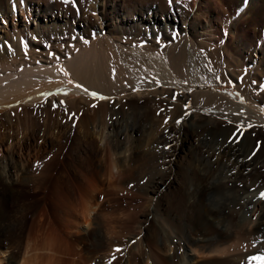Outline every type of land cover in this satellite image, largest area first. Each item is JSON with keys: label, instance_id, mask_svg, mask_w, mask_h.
Here are the masks:
<instances>
[{"label": "bare ground", "instance_id": "obj_1", "mask_svg": "<svg viewBox=\"0 0 264 264\" xmlns=\"http://www.w3.org/2000/svg\"><path fill=\"white\" fill-rule=\"evenodd\" d=\"M58 1L67 16L73 18L71 0ZM102 1L84 0L89 3L88 7L83 3V16L90 19L94 16L99 21L100 37L89 45L90 52L83 51L82 41L69 42L72 44H67L62 53L43 52L42 41L28 38L30 47L24 53L27 37L23 32H17L7 44L0 45V148L5 145V132L11 121H6V113L58 114L55 106L58 100L78 91L70 88L69 74L65 72L79 81L82 91L90 96L93 92L98 94L92 96L99 104L93 110L94 117L99 116L94 134L105 143L98 150L83 148L84 152H79L80 138L74 131L68 135L59 155L64 161L78 164L84 158L91 167V171L84 170L90 172L87 177L82 173L87 182L80 183L79 179L77 183L76 176L74 179L69 175L74 180L69 179L72 186L67 183L58 188L62 208L57 207L59 212L54 218L57 231L40 228L26 234L21 226L17 231L15 223H5L0 228V264H68L71 256L74 258L69 264H137L135 253L152 264H159L156 256L159 254L148 248L149 245H145L148 249L144 251L141 239L130 241L132 246L124 260L109 257L114 245L112 242L102 245L103 233L107 237L112 233L104 232L101 226L106 205L99 200L98 192L103 186L96 176L109 178L114 183L113 179L121 175L122 166H130L128 155L117 158L123 150L126 154L133 149L131 137L124 132L128 130V120L135 118L131 135L133 131L141 132L146 128L147 119L161 116L166 103L175 105L172 116L179 136L175 140L172 131L166 130L158 142L167 146L165 160L188 143L186 156L190 158L187 165L190 167L184 165L187 169L178 185L175 177L159 176L151 180L155 195L165 185L168 191L177 185L178 189L170 193L177 201V215L182 218L155 231V238L164 244L162 250L174 251L173 255L163 252L166 255L159 256L160 259L164 264H190L195 258L200 260L198 264H254L250 257L264 254V198H261L264 193V78H259V75L264 77V60L257 64L243 56L234 29L240 22L254 26L258 32L246 48L260 52L256 44L264 34L261 20L264 0H226L231 23L223 34L227 39L222 45L226 55L199 28L201 22L197 24L198 14L193 12L197 0L192 6L187 0H171V3L169 0H125L126 5L131 3L137 8L132 9L137 21L129 32L125 27L129 20L119 11L115 14L119 27L112 29L106 24L110 16H103ZM51 9L55 14L54 8ZM19 11H26L29 19L37 22L42 13L48 14L41 7L30 5V0H0V20L16 18ZM249 14L255 17L250 19ZM51 22H54L53 16L45 27ZM42 30L36 26L31 34L41 38ZM81 32L88 34L86 28ZM73 48L80 52L73 53ZM227 80L237 84L243 99L211 92V87ZM126 99L128 103L124 104ZM127 105L129 108L125 110ZM84 117L79 118L80 126L84 135H88L91 131ZM191 122L196 126V129L193 126V135L185 132ZM35 140V134L24 136L14 149L33 150ZM98 156L105 160H98L103 162L101 165H97ZM172 162L170 159L167 164L173 166ZM208 197L216 198L219 206L210 207ZM71 232L77 235L70 237ZM14 239L19 241L16 246L12 243ZM11 248L17 249L18 259H13V252L6 255V250Z\"/></svg>", "mask_w": 264, "mask_h": 264}, {"label": "rangeland", "instance_id": "obj_2", "mask_svg": "<svg viewBox=\"0 0 264 264\" xmlns=\"http://www.w3.org/2000/svg\"><path fill=\"white\" fill-rule=\"evenodd\" d=\"M125 2V0H103L101 11L104 17L108 16L109 18L110 16L106 24H110L112 29H117L119 27L120 21L116 18V12L119 11L125 20H129L128 26H125L129 32L132 27L131 25L137 21V15L132 13V9L136 11L135 9L137 8L136 6L132 7L131 3L129 4L130 6L128 4L126 5L127 2ZM187 2L192 6L194 0H187ZM83 3L87 7L89 6V3H85L84 0H82V2L80 0L70 1V4L73 5L72 17L75 18L74 21L77 19V21L74 22L73 18L67 16L66 10H64L59 1L30 0V5L33 7H41L43 11L48 12V14L43 16L42 13L41 17H39L40 21L38 22L34 19L30 20L26 11H19L16 14V18L11 17L6 21L1 19L0 45L7 44L8 39L14 37V34L17 32H23L25 38L27 37L23 43L24 53H26V50L30 47L28 38L34 42L42 41L43 45L41 46V51L43 52L51 51V53H53L57 50L62 53L61 50L65 49L67 44L71 41L73 43L82 41L84 46L83 51L87 50L86 52H90L91 49L88 48L90 47L89 45H91L95 38L97 39L100 37V30L98 29L99 21L96 17L94 18V16L92 19L83 16L82 9L84 10L85 7ZM51 7L54 8L55 14L52 12L53 10ZM193 12H197L198 14L197 24L201 22L199 28L203 31L206 39L213 40L214 46L220 48L222 51L221 53L226 55L227 53H223L222 50V45L227 41V39L223 37V34L225 28L231 24L228 18V4L226 0H197ZM245 12L246 9L243 10L242 13L245 14ZM52 16L54 22H51L48 27H45L46 21ZM248 17L251 19L255 16L249 14ZM261 20L264 21V19ZM36 26L43 29L41 38L31 34ZM203 26H205L208 31L203 30L206 29L203 28ZM85 28L88 30V34L81 32V30ZM257 32L254 26L249 27L243 22L236 24L234 29L235 39L242 47L243 56H248L251 61L259 64L264 60V53L261 52V49H264V34L257 40L256 44L260 52L256 53L246 48L248 45L250 46L251 42L255 39ZM6 46L8 47V45ZM72 51L75 54L80 52V50L76 51L75 48H73ZM245 60L246 58L244 61ZM68 74L69 76H67V79L70 88H74L75 91H78L72 92L64 99L58 100L57 103L60 105H55L56 110H59L58 114H49V112L46 114H39L36 111H29L30 113L24 111L6 113V121H11H9V129L5 132L7 136L4 137L5 145L0 148V228H2L5 223L13 222L18 227V229L16 227L17 231L22 227L26 234L40 228H43V230L57 231L58 227L56 226L57 223L54 218L57 216L56 212H59L58 209L62 208V206H60L61 200L57 194L58 188L67 183L72 186L71 181L74 180L71 179L70 176L74 179V176H76L77 179H75V181L77 183L79 179L80 183L87 182L85 178L90 172H84V170L87 169L86 171H89L90 169L91 171V167L85 163V160H83L84 158L82 159L84 162H80L79 164L78 162L72 163L62 160V155L59 154L62 151V146L68 135L74 131L80 138L78 141L81 140L80 142H82L81 144L83 146H81V148L80 142L77 141L78 144H80L78 145L80 148L79 152H84L83 148L84 150L86 148L98 150L105 145V143L99 141V137L94 134V131H96L94 130L95 127L99 126V116L95 118L93 112V110L99 106V104H97L98 101L82 91L80 87L78 88L77 85H80L79 81L69 72ZM259 78L263 79L264 77L259 75ZM228 82L220 81L219 85L210 88L211 92L224 97L243 99V93L238 88L237 84L232 81V83ZM127 100L128 99H126V101ZM100 101L101 100H99V102ZM126 101L124 104L128 103V101ZM151 105L152 104H150V106ZM48 107L51 108L50 106ZM118 107L121 106L119 105ZM128 108L129 105L125 107V110H128ZM174 109L175 105L170 104L168 106L166 103V106H163L161 109V116H153L152 119H147V121H145L147 124L144 122L146 125V128L143 130L144 132L138 130L135 133V131H133L134 136L131 135V128L135 123V118H130L128 120V130L126 129L127 131L124 132L131 137L130 140L133 142V149L126 154L123 150V154L117 155V158L122 159L128 155L130 158V166H122L121 175L113 179L114 183H111L109 178L101 177V175L96 176V178L99 177L98 181L101 182L100 186H103H101L102 194L101 191L98 192L100 193L99 200L103 203V206L106 205L104 207L105 217L100 221L101 226L104 232L108 230L112 233L108 237L105 233H103L102 236L105 241V243L102 244L103 246H106L109 242H112L114 245V252L109 250L110 258L114 259L115 257H119L121 260H124L126 252L130 251L132 246L130 241L132 240L133 242L138 239H141L140 243L143 245L144 251L152 247L154 253L157 252L159 254L157 255L155 253L159 264H164L160 259L161 255H173L174 253L171 248L170 251L167 249V251H163V242L154 236L155 231L163 227H168L173 222H179L182 219L177 215L178 213L175 207L177 201L170 192L178 189L177 185L181 181L183 174H185V169L190 167L187 166L189 165L188 162L190 158L186 156L189 145L185 143L183 147L177 149L175 156L171 157L168 155L169 159L165 160V156L167 157L168 154L167 146H165L164 142H158V138L166 130L172 131L174 139L178 140V127L174 124L172 116ZM85 110L86 113L84 112ZM82 116H85V121L91 131L88 135H84L85 131L80 126L81 119L79 118ZM165 121H167V123ZM191 123L186 126L185 132L188 131L190 135H193V130L196 129V126ZM193 126L195 129H193ZM31 134H35L36 138V140L33 141V150L23 152L22 149L19 151L16 148L14 149L18 141L22 140L24 136H29ZM1 135L0 133V137ZM137 135L139 137L136 141ZM93 140H96L97 143L93 144ZM90 144L92 145L89 146ZM74 152H72L73 155H75ZM170 159L173 161V166L167 164ZM98 160L103 161V156H98L97 165H101L105 161L100 163ZM176 162L177 164H175ZM86 166H88V168H86ZM96 167L98 169L104 168V166H94V168ZM82 173L87 176L85 177ZM159 176H163L166 179L175 177L178 183L172 187L171 191H168L165 185V187H162L160 194L155 195L151 190V180ZM207 199L210 207L216 208L219 206L216 198L208 197ZM175 218H177L176 221H174ZM76 235L77 234L71 232L69 236L75 237ZM14 240L12 243H15L16 246V243H19V241H17V239ZM145 245H149L147 246L148 248H146ZM117 249H120V251H117ZM104 251H101V253ZM6 252V255H10L13 252V259H18L17 249L11 248L6 250ZM163 252L167 253L163 255ZM67 257L68 256H65L63 258H66L65 260L69 258V260H67L69 264L71 258L73 259L74 257ZM135 258H137V264H152L149 259L139 254L135 253ZM113 259H111V261ZM198 262H200V260L195 258L190 264H198Z\"/></svg>", "mask_w": 264, "mask_h": 264}, {"label": "snow or ice", "instance_id": "obj_3", "mask_svg": "<svg viewBox=\"0 0 264 264\" xmlns=\"http://www.w3.org/2000/svg\"><path fill=\"white\" fill-rule=\"evenodd\" d=\"M169 2L171 3V0H169ZM179 2V0H178ZM65 75H68L67 72L64 73ZM77 87H80V85H77ZM85 91H87V89H85ZM48 95H52V93H49ZM91 95L93 97H96L98 94L93 92L91 93ZM101 99H108L107 97H100ZM167 123V121H165ZM177 123H180V121H177ZM261 198H264V193H261ZM117 251H120V249H117ZM250 260L254 262V264H261V261H264V254H262L261 256H252L250 257Z\"/></svg>", "mask_w": 264, "mask_h": 264}]
</instances>
